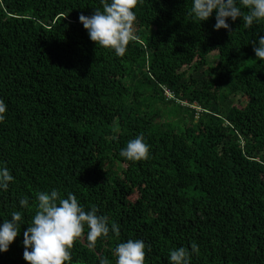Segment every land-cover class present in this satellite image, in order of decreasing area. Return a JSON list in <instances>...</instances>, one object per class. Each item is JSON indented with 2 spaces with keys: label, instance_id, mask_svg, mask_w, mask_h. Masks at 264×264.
<instances>
[{
  "label": "trees",
  "instance_id": "obj_1",
  "mask_svg": "<svg viewBox=\"0 0 264 264\" xmlns=\"http://www.w3.org/2000/svg\"><path fill=\"white\" fill-rule=\"evenodd\" d=\"M96 8L100 0H0V164L14 177L0 192V224L23 217L0 264H28L23 232L36 194L52 189L119 229L94 249L82 236L73 264H115L128 239L151 245L145 264H169L171 249L193 243L191 264H264V62L252 44L264 21L229 20L230 33L214 30V14L194 21L191 0H142L138 39L117 57L79 22ZM156 101L175 105L172 121L152 115ZM141 134L149 158H122Z\"/></svg>",
  "mask_w": 264,
  "mask_h": 264
},
{
  "label": "clouds",
  "instance_id": "obj_2",
  "mask_svg": "<svg viewBox=\"0 0 264 264\" xmlns=\"http://www.w3.org/2000/svg\"><path fill=\"white\" fill-rule=\"evenodd\" d=\"M101 8H96L91 16L79 15V22L87 31L89 39L105 49L113 50L117 57H123L131 41L138 39L134 25L136 9L142 0H100ZM214 14V30L225 29L231 33L227 21L238 19L244 28L250 29L264 21V0H191L189 15L196 22L207 21ZM257 60L264 62V36L252 41ZM168 99L174 97L166 89ZM189 105L199 112L202 108L196 103ZM7 105L0 99V122L5 120ZM120 156L130 162L147 160L150 156L149 145L143 135H137L120 150ZM14 177L8 167L0 164V192H6ZM36 211L31 223L23 232V259L28 264H73L72 248L75 242L86 235L88 247L94 249L98 239L108 237L109 233L118 234L115 223L109 225L108 217L97 214L92 207L86 211L77 197L69 193L66 198L60 196L56 189L40 191L36 194ZM19 207H29L27 197L19 199ZM21 211H13L10 219H3L0 224V253L7 252L14 239L20 234L22 223ZM85 228L87 232L85 234ZM146 245L142 239H128L120 242L113 249L115 264H145ZM195 243L190 249L184 246L171 249L169 264H191L193 254H198ZM100 264H110L102 259Z\"/></svg>",
  "mask_w": 264,
  "mask_h": 264
},
{
  "label": "rangeland",
  "instance_id": "obj_3",
  "mask_svg": "<svg viewBox=\"0 0 264 264\" xmlns=\"http://www.w3.org/2000/svg\"><path fill=\"white\" fill-rule=\"evenodd\" d=\"M218 60H219L218 52L217 51L213 52L208 57V64H207L206 68L211 69L212 66H215L217 64ZM145 86H147V85H145ZM235 99H236V101H238L239 99H242V98L240 96H237ZM162 103L163 102L156 101L151 105L150 111L152 112V115H155V114L156 115H163V116L167 117L168 119H170V121H172L174 119L175 110H176L175 105L171 102H167L166 106H164ZM237 105L240 106V103H238ZM196 116H198V115H196ZM179 118H181V117H179ZM187 122H188V118H187ZM181 126H183V125H181Z\"/></svg>",
  "mask_w": 264,
  "mask_h": 264
}]
</instances>
